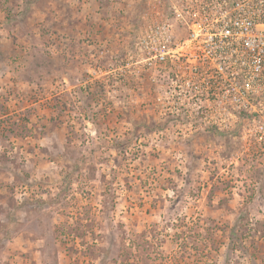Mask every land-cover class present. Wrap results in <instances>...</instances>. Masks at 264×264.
Instances as JSON below:
<instances>
[{
    "label": "rangeland",
    "instance_id": "1",
    "mask_svg": "<svg viewBox=\"0 0 264 264\" xmlns=\"http://www.w3.org/2000/svg\"><path fill=\"white\" fill-rule=\"evenodd\" d=\"M161 14L0 0V264H264V129L157 114L127 64Z\"/></svg>",
    "mask_w": 264,
    "mask_h": 264
},
{
    "label": "built area",
    "instance_id": "2",
    "mask_svg": "<svg viewBox=\"0 0 264 264\" xmlns=\"http://www.w3.org/2000/svg\"><path fill=\"white\" fill-rule=\"evenodd\" d=\"M159 1L163 14L145 19L127 64L154 84L157 114L223 133L248 121L244 132L261 140L264 0Z\"/></svg>",
    "mask_w": 264,
    "mask_h": 264
}]
</instances>
